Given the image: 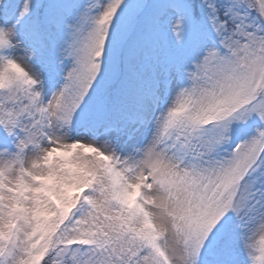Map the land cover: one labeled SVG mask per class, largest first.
Here are the masks:
<instances>
[{
  "label": "snow or ice",
  "instance_id": "obj_1",
  "mask_svg": "<svg viewBox=\"0 0 264 264\" xmlns=\"http://www.w3.org/2000/svg\"><path fill=\"white\" fill-rule=\"evenodd\" d=\"M0 264H264V0H0Z\"/></svg>",
  "mask_w": 264,
  "mask_h": 264
}]
</instances>
